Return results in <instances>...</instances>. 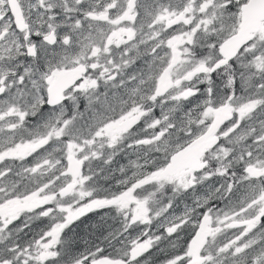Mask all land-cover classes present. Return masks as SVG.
Returning a JSON list of instances; mask_svg holds the SVG:
<instances>
[{"label": "snow or ice", "instance_id": "1", "mask_svg": "<svg viewBox=\"0 0 264 264\" xmlns=\"http://www.w3.org/2000/svg\"><path fill=\"white\" fill-rule=\"evenodd\" d=\"M0 264H264V0H0Z\"/></svg>", "mask_w": 264, "mask_h": 264}]
</instances>
